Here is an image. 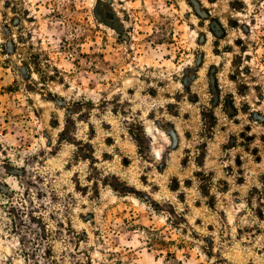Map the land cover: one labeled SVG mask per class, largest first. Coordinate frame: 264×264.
<instances>
[{"label": "rangeland", "instance_id": "1", "mask_svg": "<svg viewBox=\"0 0 264 264\" xmlns=\"http://www.w3.org/2000/svg\"><path fill=\"white\" fill-rule=\"evenodd\" d=\"M8 53L0 264H264V0H0Z\"/></svg>", "mask_w": 264, "mask_h": 264}, {"label": "trees", "instance_id": "2", "mask_svg": "<svg viewBox=\"0 0 264 264\" xmlns=\"http://www.w3.org/2000/svg\"><path fill=\"white\" fill-rule=\"evenodd\" d=\"M12 43H13V42H12ZM13 45H14V46H18L17 42H14ZM9 55H10V54L8 53V56H9ZM32 56H33V55H32ZM9 60H11V59H10V56H9V57H6L5 59H1V57H0V64L2 63V61L5 62V63H9ZM27 63H28V62L24 61V64H25V66L28 68V70H31V69L39 70L37 65H35V66L32 67V66H29ZM16 67L18 68V71L20 72L21 69L19 68V66H16ZM53 68H54L57 72H59V69H58L56 66H53ZM20 244H21V246H22V250H23V252H24V259H25V261H27V260H29V254H28V250L25 248V240H24V239H20Z\"/></svg>", "mask_w": 264, "mask_h": 264}]
</instances>
